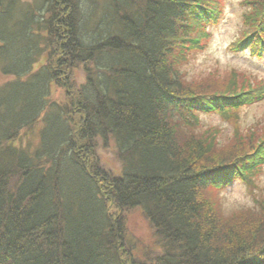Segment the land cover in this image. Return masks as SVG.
<instances>
[{
	"label": "trees",
	"instance_id": "obj_1",
	"mask_svg": "<svg viewBox=\"0 0 264 264\" xmlns=\"http://www.w3.org/2000/svg\"><path fill=\"white\" fill-rule=\"evenodd\" d=\"M241 6L228 49L264 63V0ZM220 7L0 0V49L15 41L21 54L0 70L24 87L0 119V264H264V124L240 127L264 99V71L199 83L182 72ZM210 114L234 125L229 136ZM237 182L251 202L225 208ZM131 216L148 241L130 233Z\"/></svg>",
	"mask_w": 264,
	"mask_h": 264
},
{
	"label": "rangeland",
	"instance_id": "obj_2",
	"mask_svg": "<svg viewBox=\"0 0 264 264\" xmlns=\"http://www.w3.org/2000/svg\"><path fill=\"white\" fill-rule=\"evenodd\" d=\"M23 3H27L32 0H21ZM242 0H221V13L220 18L213 25L208 26L209 39L206 41V46L200 53H197L192 57L186 65L182 68V72L185 74L184 78L188 81H196L197 83L202 80L206 81H223L226 82L232 77L231 71L234 68L247 72H255L261 74L264 71V63L256 62L255 58H249V52L232 53L230 52L229 45L239 35L241 29V15L244 11L242 8ZM5 16H0V21L4 20ZM4 27H0V33L2 34ZM4 33V32H3ZM3 35V34H2ZM12 56L10 61L18 62L21 54L18 50V44L14 41L13 44L7 45L5 48L0 49V58H8ZM44 59H40L38 65L43 62ZM235 71V70H234ZM239 71V70H237ZM77 76V75H75ZM15 77L11 74H3L0 70V103L3 104L0 107V119L6 120L8 116L13 115V111L17 109V98L20 93L23 94L24 87L21 89L17 83H15ZM10 82L9 86H3L5 83ZM220 83V82H219ZM62 90H54L53 98L59 97ZM242 120L240 127L242 129L250 127V124H254L255 121L261 120L264 124V99L260 101L258 105L250 106L242 110ZM214 115V114H213ZM210 114L203 115L207 123L221 127L224 132L229 136L234 129V125L226 123L220 118ZM37 122L33 127V132L27 137V142L31 143L30 149H34L39 144V132L41 126ZM53 124L50 126V131L53 129ZM246 131V130H245ZM244 131V132H245ZM224 141V139H222ZM51 142V141H50ZM264 170V169H263ZM71 183L76 185L78 181L73 177V170L70 172ZM260 185L259 195L263 196L264 193V172L258 179ZM263 193V195H262ZM225 199L223 201L225 208H233L237 206H246L250 204V195L241 182H237L225 191ZM130 233L144 241H148L149 230L146 224L143 222L140 216L129 218Z\"/></svg>",
	"mask_w": 264,
	"mask_h": 264
}]
</instances>
